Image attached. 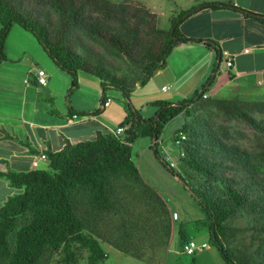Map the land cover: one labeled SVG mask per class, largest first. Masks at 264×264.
<instances>
[{"label":"trees","instance_id":"16d2710c","mask_svg":"<svg viewBox=\"0 0 264 264\" xmlns=\"http://www.w3.org/2000/svg\"><path fill=\"white\" fill-rule=\"evenodd\" d=\"M43 8L57 14L58 24L52 30L40 21ZM203 8H231L244 16H254L264 23V16L236 6L231 1L202 2L181 10L171 18L170 28L164 30L156 26L154 12L140 4L127 1L0 0V63L6 59L5 38L11 26L17 23L33 34L58 68L70 75L72 86H77V75L80 71L89 73L99 80L102 103L106 99L105 89H116L123 96L125 111L124 118L117 125L123 128L120 134L97 131L94 138L74 144L65 139V145L61 150L46 151V168L28 171L0 169V178L5 179L10 187L21 190L7 196L0 206V264H41L48 250H56L60 246L63 247L68 263L76 264L70 251L71 243H77L87 249V264H99L107 257L99 240L109 242L121 251L130 249L138 257L160 254L165 248L170 231L167 220L162 222L160 229L154 226L150 228L145 234L148 238L142 235V241L135 244L133 228L128 229L124 225L116 224V236L120 234L121 237H116L114 241L97 230L94 227L96 223L89 225L84 217L80 216L79 208L86 207L89 212L94 211L95 214H100L106 209L112 211L116 209V214H120L116 193L120 189L116 187L117 183L123 185L130 195L138 198L141 196L140 204L149 206L143 197L149 186L142 179L132 157V145L139 137H150V148L153 149L156 158L182 181L185 189L196 201L203 218L194 224L212 235L227 264H264V193L258 192L253 198L248 199L247 195L234 185L223 182L221 195L213 197L210 195L209 185L197 183L193 176V173L202 176L210 183L219 179L213 171L217 162L202 159L198 155L197 149L200 147L198 143L192 147L188 145L186 152H183V156L178 160L188 168L187 171L193 172L192 184L185 176L170 168L157 150L164 125L180 114L191 117L190 108L198 102L202 105L215 104L225 114L242 118L252 127L258 128L259 123L255 118L244 111L236 101L225 98L213 99L211 96L202 98L214 82L215 76L202 85L197 98L196 92L194 96L174 103L165 100L153 101L152 103L158 106L153 117L144 118L130 100L134 83L144 85L158 70L165 67L166 58L176 44L192 40L180 33L179 24L184 18ZM147 17L151 18L152 22L148 23ZM79 32L103 40L124 56L132 65V72L138 75L137 79L129 82L130 79L125 76L113 73L101 59L88 60L78 53L72 45L73 40L70 36ZM203 42L217 53V67L221 55L215 43ZM253 105L258 110L264 109L263 101L254 102ZM98 112L99 110H96L90 114ZM192 124L193 122L186 121L176 133L182 131L189 135L195 134ZM148 190L155 193L150 188ZM157 198L159 209L152 205L149 209L152 219L161 223L166 214L162 200L160 197ZM242 207L257 221L258 225L255 227L257 232L253 235L256 243L252 253L233 257L220 239V235L224 234L225 221ZM123 212L122 216L126 214ZM90 215L95 217L92 213ZM27 216L25 222H18L20 217ZM84 230H87L88 234L84 233ZM186 240L187 237L181 235L180 248Z\"/></svg>","mask_w":264,"mask_h":264},{"label":"rangeland","instance_id":"374dc122","mask_svg":"<svg viewBox=\"0 0 264 264\" xmlns=\"http://www.w3.org/2000/svg\"><path fill=\"white\" fill-rule=\"evenodd\" d=\"M111 1H127L140 4L144 8L147 7L150 11L158 15L159 26L157 24V18L155 20L156 26L158 28L169 29L171 26V18L179 14L180 10L178 6L181 4L187 6L186 4H189L187 2L190 0ZM146 19L148 23L152 22L151 18L147 17ZM40 21L49 30H52L58 24V17L54 11L43 8ZM70 37L73 40L72 45L77 52L84 55L88 60L99 58L116 75L125 76L127 79H130L129 82H134L137 79L138 75L132 72L133 67L130 62L115 49L109 47L103 40L94 36H89L83 32L74 33ZM4 53L6 59L3 63L9 64L11 59H16V57H18V60L22 62L27 61L34 66L43 67L47 71V67L54 69L58 68L33 34L17 23L11 26L5 38ZM39 59H41V61H39ZM169 63H175V58H173V56L169 58ZM223 63L224 61L221 63V69L227 70L224 69ZM214 65H216L215 59L214 63L210 65L207 77H203V79H198L197 76L186 78L181 81L178 87L167 90L164 96L170 98L172 91L177 89L185 98L194 96L196 92L197 95L195 98L199 97L202 84L206 83L209 76L212 75ZM58 71L60 72H58L59 75L67 79L66 85H64V80L56 81V87L59 89L56 93L55 104L58 110H60L62 104L66 105L68 101L75 105L77 96L87 97L89 104L87 108H91V104L96 103L99 110L103 109L101 102L102 90L99 86V80L96 77L80 71L79 73L83 74L84 77L90 79L93 77V80H84V87H81V90H79L80 85L78 88H74V86H72L71 77L67 72L62 69ZM94 80L96 82H93ZM231 83L235 84L237 87L223 86L216 93V97L212 96L211 98H230V100L238 102L239 106L253 116L259 123L258 128L252 127L242 118L225 114V112L219 109L215 104L204 103L202 105L201 102H198L190 108L192 111L191 117H185L183 114H180L164 125L158 140L157 150L161 157L167 153L173 159L177 160L176 155L179 154L178 151L186 152V147L188 145L192 147L198 143L200 145L199 149H197L198 155L204 160H213L217 162V165L213 167V171L219 179L213 183L207 182V179L205 180L204 177L195 175L191 170L190 172L187 171L188 168L181 162H177L174 170L181 176H185L186 179H189L190 184H192L191 179L194 176L197 183L209 185L211 191L210 195L213 197L221 195L222 183L227 182L230 185H234L242 193H245L248 199H251L258 192L264 193V109L258 110V108L253 105L254 102H264V100H258L257 96L250 95H255L257 93L261 94L262 92L261 95L264 96V91L261 86L246 87L248 85H246L244 81L242 82L241 79L239 81H232ZM133 85V88H135L139 84L134 83ZM41 89L44 90L46 88L42 87ZM245 89L250 91V95L243 94ZM6 93L10 96L9 98L12 97L14 101L10 99L12 102H10L11 106L9 109L12 107L15 109L16 105L19 103L20 95L18 93H9L6 91L1 92L3 97L7 95ZM104 93L106 98H109L110 101L109 107H106L109 117H105L104 119L107 120L105 122L108 124L109 128L115 129L124 110L123 96L116 89H105ZM44 104L45 101L41 99L40 105L43 106ZM149 108L155 111L152 113H143L146 118L153 117L157 113L155 107L149 106ZM186 121L193 122L192 126L196 133L191 135L185 133L187 140H184L180 148H176L173 144V136ZM150 145V137L137 138L132 146V157L140 166L143 175L156 180L158 185L162 187V194L169 199L168 206L171 210L170 213L176 211L178 214V220H174L173 222V232L167 253L164 260L159 264H227L224 255L219 250L212 235L209 234L206 229L192 224L193 221L203 218L202 212L196 202L191 198L188 190L183 186L182 181L174 176L170 170L163 169L162 164L158 158H156ZM192 173L193 176L191 175ZM116 187L120 189L119 192H116L118 193L117 199H119L117 206L120 208V214L125 211L123 212V214L126 213L123 215L124 217L122 214H116V209L115 211L106 209L100 214H95L94 211L89 212L88 207L85 209L79 208L80 216L84 217L87 224L91 225L96 223L94 227L114 241H116V237H121L120 234L116 236V224L119 226L124 225V227L128 229L133 228V237H135L133 243L135 244L142 241L143 236L148 238L145 236L146 231L153 226L160 229L163 221L159 223L158 220L154 221V219H152L153 217L150 211L151 206L146 207L140 204V198L130 195L123 185L117 183ZM157 197L156 195V197L154 196V198H152V206L159 209ZM79 210L76 208L78 213ZM90 213L97 217V219L93 216L91 217ZM27 218L28 216L20 217L18 222L23 223ZM181 223L184 225L182 229H186L187 236H190L197 244L206 242L207 246L204 249H198L193 255L182 253L178 236V227ZM257 225L256 219L249 214L248 210L244 207L238 209L225 221L224 234L220 235V239L225 247L230 250L233 257L246 256L252 253L256 243L253 235L257 232L255 230ZM144 228L146 229L144 230ZM83 232L88 234L87 230ZM12 239L13 235L10 236L11 242ZM102 248L106 251L107 257L99 264H145L137 262L133 258L125 256L105 244H102ZM70 251L76 264H87L88 251L86 248L77 243H71ZM41 264L69 263L63 251V247L60 246L56 250H48Z\"/></svg>","mask_w":264,"mask_h":264},{"label":"crops","instance_id":"0c3cea01","mask_svg":"<svg viewBox=\"0 0 264 264\" xmlns=\"http://www.w3.org/2000/svg\"><path fill=\"white\" fill-rule=\"evenodd\" d=\"M212 1H231L236 6L264 16V0H190L187 2L189 4H186L187 6L181 4L178 9L181 11L202 2ZM156 18L159 26L157 14ZM178 29L182 35L192 40L176 44L166 58L165 67L158 70L144 85H137L131 92V103L140 113L143 111L141 115L144 118L146 117L143 113L155 111L149 106L155 107L156 111L158 110V106L153 104V101L165 100L174 103L185 98L177 89L172 91L170 98L164 96L167 90L178 87L181 81L186 78L197 76L198 79H203V77H207L210 65L214 63V59L217 62V53L215 50L208 48L203 41L214 42L218 53L221 55L220 63L217 67L214 65L213 73L206 81L208 83V80L215 76V80L207 92L208 96L216 97L215 95L220 88L223 86H236L231 82L239 81L240 79L248 85L246 87L261 86L264 91V23L258 18L244 16L239 11L231 8H203L184 18L180 22ZM164 30H168V28ZM172 56L175 58L174 64L169 63V58ZM228 57L232 58V66L230 67L225 64ZM18 59V57L11 59L9 64L3 63L4 61L0 63V105H2L0 106L1 170L28 171L35 169L32 166V161L39 159V155L42 153L46 155V151L55 152L61 150L65 145V139L74 144L94 138L97 131L105 133L114 130L111 127L109 128L105 122L107 120L104 119L109 117L106 107H109L110 101L107 106H103L107 98L102 103V110L98 109L96 103L91 104V108H87V105H89L88 99L81 96L76 97L75 105L68 101L66 105L62 104L60 110H58L55 104L56 93L59 89L56 87V81L64 80V85L67 82L65 77L59 75L60 72L58 70L60 69L47 67V71L43 67L34 66L27 61L22 62ZM222 61H224V69L227 70L221 69ZM37 67L44 69L47 75L46 85L37 83L34 77V70ZM92 78L84 77L83 74L79 73L77 86H74V88H78L80 85L79 90H81V87H84L85 84L84 80L90 81L93 80ZM93 82L96 81L94 80ZM42 87L46 89L42 90ZM2 91L20 95L19 103L15 109L14 107L9 109L11 106L10 102L13 99L12 97L9 98L10 96L7 93L3 97ZM243 94L250 95V91L245 89ZM261 94L257 93L250 96H257L258 100H264V96ZM41 99L45 101L43 106L40 105ZM96 110H99L97 114H90ZM124 116L125 111L123 110L122 117L118 122ZM177 162L179 161L176 160V165ZM134 163L144 182L156 193H151L148 190L149 188L144 191L143 197L148 202V205H152V199L150 198H154L155 195L162 200L166 215L161 221L167 220L170 229L165 248L160 254H153L151 257H138L130 249L121 251L117 247L114 248L109 242L99 240V243L101 247L102 244H105L137 262L159 264L164 260L167 253L173 232V222L178 220V214L176 211L170 213L169 199L162 194V187L158 185L156 180L144 176L135 160ZM38 164L40 165L38 168L47 167V161L39 160ZM20 191L10 187L5 179L0 178V206L7 196ZM199 220L201 219L195 221ZM195 221H193V225ZM183 226V223H181L178 227L180 242L181 235H185L187 240L191 239L190 236L186 235V229H182Z\"/></svg>","mask_w":264,"mask_h":264},{"label":"built area","instance_id":"2783aa9c","mask_svg":"<svg viewBox=\"0 0 264 264\" xmlns=\"http://www.w3.org/2000/svg\"><path fill=\"white\" fill-rule=\"evenodd\" d=\"M225 64L227 67L232 66V58L228 57L225 61ZM34 77L37 81L38 84L40 85H46L47 84V75L44 71V69H41L39 67L35 68L34 70ZM208 94L207 92H205L202 95V98H207ZM109 103V98H107L104 102V106H107ZM75 116V115H74ZM114 134H120L123 132V128L117 126L113 131H111ZM173 144L176 148H180L184 142V140L186 139V135L185 133H183L182 131H179L175 134L174 138H173ZM179 150V149H178ZM179 154L176 155V159L177 161L179 160V157L183 156V151H178ZM162 159L164 160V162L170 167V168H175L176 167V160L173 159L170 155H168L167 153H165L162 157ZM39 160H43V161H47V157L45 154H40L39 155V159H35L32 161V166L35 168H38L40 165ZM207 246L206 242H201L199 244L195 243L192 239H189L187 241H185L182 245L181 248V252L184 254H188V255H193L198 249H204Z\"/></svg>","mask_w":264,"mask_h":264}]
</instances>
